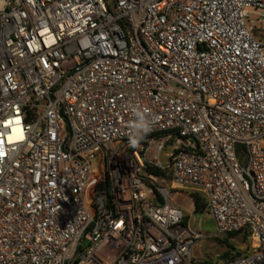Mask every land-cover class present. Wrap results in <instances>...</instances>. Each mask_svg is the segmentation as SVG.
<instances>
[{"label":"built area","instance_id":"1","mask_svg":"<svg viewBox=\"0 0 264 264\" xmlns=\"http://www.w3.org/2000/svg\"><path fill=\"white\" fill-rule=\"evenodd\" d=\"M250 9L264 18V0H0V264H192L183 191L218 234L248 231L229 264H264Z\"/></svg>","mask_w":264,"mask_h":264},{"label":"rangeland","instance_id":"2","mask_svg":"<svg viewBox=\"0 0 264 264\" xmlns=\"http://www.w3.org/2000/svg\"><path fill=\"white\" fill-rule=\"evenodd\" d=\"M251 10V23L254 36L264 43V18L259 20V15L255 10ZM164 160L163 155L161 160ZM162 160V161H163ZM165 161V160H164ZM164 163V162H162ZM166 167V162L163 164ZM156 188L170 189L171 183L167 179H157L154 183ZM189 195L190 191H183ZM182 197V198H181ZM189 200L190 204L183 203V198ZM178 203L184 211V223L198 235V239L192 248V264H224L221 257L227 251H235L244 254L248 251L249 241L245 234H239L235 237L220 235L216 232L215 226L211 224V220L207 213L202 215L195 214V204L193 199L187 195H181ZM233 248L235 250L230 249Z\"/></svg>","mask_w":264,"mask_h":264},{"label":"trees","instance_id":"3","mask_svg":"<svg viewBox=\"0 0 264 264\" xmlns=\"http://www.w3.org/2000/svg\"><path fill=\"white\" fill-rule=\"evenodd\" d=\"M146 169H147V172L149 174L154 175V176H156L159 179H167V180H169V175H168V170L167 169H162V168L156 167V166H154L152 164H149V163H146ZM189 195L193 199L194 204H195V214L202 215L204 212H206V201H205V198L203 197V195L198 193V192H194V191H191L189 193ZM158 199H160V198L158 197ZM211 224L214 225L212 220H211ZM239 234H245L246 237L248 238L249 245H250L249 233H248V231L246 229L242 230L240 232L226 234L225 236H228V237L232 238V237H235V236H237ZM230 249L235 250V249H233L231 247H230ZM247 253H248V251L246 253H244V254H241L240 252H236L235 253V251H227L221 257V259L224 260V264H229V263L233 262L235 259L246 255ZM204 264H211V263H207L206 262Z\"/></svg>","mask_w":264,"mask_h":264},{"label":"clouds","instance_id":"4","mask_svg":"<svg viewBox=\"0 0 264 264\" xmlns=\"http://www.w3.org/2000/svg\"><path fill=\"white\" fill-rule=\"evenodd\" d=\"M150 112V109H133L134 120L130 121V144L135 147L139 143V140L143 138L144 134L151 131V124L145 115V113ZM4 155V149L0 148V157Z\"/></svg>","mask_w":264,"mask_h":264},{"label":"bare ground","instance_id":"5","mask_svg":"<svg viewBox=\"0 0 264 264\" xmlns=\"http://www.w3.org/2000/svg\"><path fill=\"white\" fill-rule=\"evenodd\" d=\"M182 198V197H181ZM183 203H185V204H190V202H189V200L188 199H186L185 197L183 198Z\"/></svg>","mask_w":264,"mask_h":264}]
</instances>
